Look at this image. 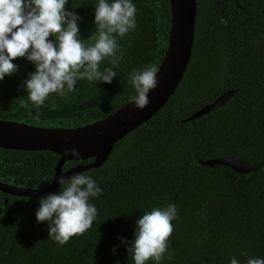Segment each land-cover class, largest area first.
Segmentation results:
<instances>
[{
  "label": "trees",
  "instance_id": "obj_1",
  "mask_svg": "<svg viewBox=\"0 0 264 264\" xmlns=\"http://www.w3.org/2000/svg\"><path fill=\"white\" fill-rule=\"evenodd\" d=\"M98 2L69 0L66 5L81 17L84 40L95 31ZM132 3L138 9L137 27L117 36L123 59L118 66L107 59L99 66L117 73L111 84L78 80L74 91L52 93L37 107L18 86L35 66L17 58L18 72L0 81V119L73 128L128 103L135 95L130 74L152 63L159 68L171 30L169 0ZM196 9L191 57L174 94L149 121L115 143L101 167L82 172L102 189L89 201L98 210L92 227L60 246L50 239L49 224L36 219L40 198L47 195L0 192V264H134L123 241L134 240L144 213L170 204L179 216L169 238L174 256L167 259L166 252L159 262L153 258L146 264L264 259V0H196ZM228 90L234 94L222 107L185 121ZM225 156L246 162L251 174L196 162ZM58 158L48 151L0 149V182L43 188L51 182ZM90 161L66 162L62 170Z\"/></svg>",
  "mask_w": 264,
  "mask_h": 264
},
{
  "label": "clouds",
  "instance_id": "obj_2",
  "mask_svg": "<svg viewBox=\"0 0 264 264\" xmlns=\"http://www.w3.org/2000/svg\"><path fill=\"white\" fill-rule=\"evenodd\" d=\"M68 2L0 0V81L18 72V65L13 63L17 58L32 62L35 71L23 84L28 101L37 107L52 93L74 91L78 80L111 84L117 73L112 68L101 71V61L107 59L118 66L123 53L117 36L123 38L137 27L138 9L132 0H114L111 4L99 0L95 6V31L84 40L79 35L81 17L66 9ZM50 36L55 40H49ZM159 71L157 64L152 63L130 74L129 81L135 89L131 99L136 108L143 110L149 105V92L158 87ZM65 155L79 157L80 153L71 149ZM56 180L61 190L40 198L36 219L38 223L47 222L50 239L64 246L92 227L98 210L89 201L101 195L102 189L84 173L70 178L60 175ZM178 219L175 204L155 207L141 216L136 222L134 240L123 241L129 245L127 252L134 264H146L153 258L159 262L166 252L167 259L173 258L169 238L173 233L172 222ZM230 264L240 262L233 257ZM247 264H264V259L249 258Z\"/></svg>",
  "mask_w": 264,
  "mask_h": 264
},
{
  "label": "water",
  "instance_id": "obj_3",
  "mask_svg": "<svg viewBox=\"0 0 264 264\" xmlns=\"http://www.w3.org/2000/svg\"><path fill=\"white\" fill-rule=\"evenodd\" d=\"M171 30L164 58L159 66L158 87L149 92V105L140 110L132 99L114 113L87 125L73 128H50L31 126L20 122L0 119V149L21 151H48L59 156L51 182L40 189L19 188L0 182V192L17 197H42L57 190L61 185L56 178L101 167L109 158L113 146L128 133L149 121L160 111L174 94L187 69L194 40L196 0H169ZM49 40L54 41L53 36ZM25 90L26 85L19 84ZM234 91L228 90L212 103L196 111L185 121L206 115L229 101ZM76 149L79 157L65 155L66 150ZM63 171L66 162H81ZM198 165L213 167L224 165L236 173L249 176L250 166L241 159L225 156L208 160H197ZM7 199H4V206Z\"/></svg>",
  "mask_w": 264,
  "mask_h": 264
},
{
  "label": "rangeland",
  "instance_id": "obj_4",
  "mask_svg": "<svg viewBox=\"0 0 264 264\" xmlns=\"http://www.w3.org/2000/svg\"><path fill=\"white\" fill-rule=\"evenodd\" d=\"M84 110H85V113L90 111V110H89V109H87V108H85ZM88 110H89V111H88ZM77 116H78V117H83V116H85V114H84V113H82V114H78ZM20 123H21V122H20Z\"/></svg>",
  "mask_w": 264,
  "mask_h": 264
},
{
  "label": "flooded vegetation",
  "instance_id": "obj_5",
  "mask_svg": "<svg viewBox=\"0 0 264 264\" xmlns=\"http://www.w3.org/2000/svg\"><path fill=\"white\" fill-rule=\"evenodd\" d=\"M50 128H60V127H50Z\"/></svg>",
  "mask_w": 264,
  "mask_h": 264
}]
</instances>
